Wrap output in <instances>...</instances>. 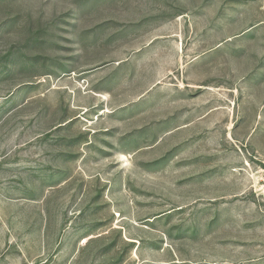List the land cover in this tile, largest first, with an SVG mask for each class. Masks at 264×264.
<instances>
[{
	"label": "rangeland",
	"instance_id": "374dc122",
	"mask_svg": "<svg viewBox=\"0 0 264 264\" xmlns=\"http://www.w3.org/2000/svg\"><path fill=\"white\" fill-rule=\"evenodd\" d=\"M0 264H264V0H0Z\"/></svg>",
	"mask_w": 264,
	"mask_h": 264
}]
</instances>
